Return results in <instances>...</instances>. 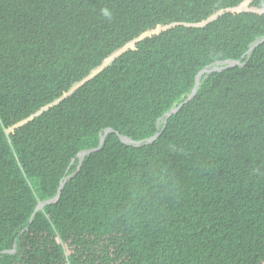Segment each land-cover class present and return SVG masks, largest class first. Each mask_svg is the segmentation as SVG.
Masks as SVG:
<instances>
[{"label": "trees", "instance_id": "obj_1", "mask_svg": "<svg viewBox=\"0 0 264 264\" xmlns=\"http://www.w3.org/2000/svg\"><path fill=\"white\" fill-rule=\"evenodd\" d=\"M263 38L264 0H0V264H264Z\"/></svg>", "mask_w": 264, "mask_h": 264}, {"label": "water", "instance_id": "obj_2", "mask_svg": "<svg viewBox=\"0 0 264 264\" xmlns=\"http://www.w3.org/2000/svg\"><path fill=\"white\" fill-rule=\"evenodd\" d=\"M262 42H264V38L261 39V40H257V41L254 43V45L250 48V50L248 51V56H249L250 52H251V51H252V50H253V49H254L259 43H262ZM244 64H245V63H241L239 60H237V61L216 62L215 64H212V66H208V67L204 68L203 70H201V71L197 74V76H196V82H195V85H194V87H193L191 93H190V94L188 95V97L184 100V102H182L181 104H179V105L176 106V107H173L172 109H170V110L164 115V117H163V119H162L163 124L166 123L167 119H168L172 114L176 113V112L178 111L179 108H181L184 104L188 103V102L194 97V95H195V93H196V90H197L198 83H199V79H200V77H201L204 73L219 72V71L225 70V69L230 68V67H234V66H243ZM215 66H218V67H215ZM109 132H113V130H111V129H107V130L104 131L103 134H101V136H100V142H99V145H98L97 148H95V149H90V150H84V151H81V152L78 153L79 165H80V163H81L83 157H85V156H87V155H89V154H91V153H93V152H95V151H97V150H99V149L101 148L102 144L104 143L105 136H106V134L109 133ZM159 134H160V132H156L154 136H152L151 138L145 140V141L143 142V144H144V143H149V142L154 141V140L156 139V137H157ZM119 138H120V140H121L123 143H125V144H127V145L139 146V145L142 144L141 141H137V142H136V141H132L131 139H129V138L125 137V136H119ZM79 165H78V167H79ZM63 184H64V183H62L61 186L59 187L58 193H57V195H56V197H55L54 199H52V200H48V201H46V202H41V203H39V204L37 205V207H36L35 210H38V209L42 208V207L45 206L46 204L55 203V202L58 200L59 196H60V191H61V188H62V185H63Z\"/></svg>", "mask_w": 264, "mask_h": 264}, {"label": "bare ground", "instance_id": "obj_3", "mask_svg": "<svg viewBox=\"0 0 264 264\" xmlns=\"http://www.w3.org/2000/svg\"><path fill=\"white\" fill-rule=\"evenodd\" d=\"M215 67H218V66H215Z\"/></svg>", "mask_w": 264, "mask_h": 264}]
</instances>
